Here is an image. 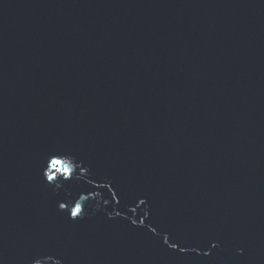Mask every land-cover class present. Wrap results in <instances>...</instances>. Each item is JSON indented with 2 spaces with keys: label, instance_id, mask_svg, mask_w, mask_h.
Returning <instances> with one entry per match:
<instances>
[{
  "label": "water",
  "instance_id": "1",
  "mask_svg": "<svg viewBox=\"0 0 264 264\" xmlns=\"http://www.w3.org/2000/svg\"><path fill=\"white\" fill-rule=\"evenodd\" d=\"M0 264H264V0H0Z\"/></svg>",
  "mask_w": 264,
  "mask_h": 264
},
{
  "label": "snow or ice",
  "instance_id": "2",
  "mask_svg": "<svg viewBox=\"0 0 264 264\" xmlns=\"http://www.w3.org/2000/svg\"><path fill=\"white\" fill-rule=\"evenodd\" d=\"M58 163H60V161L55 160V159L52 160V164H53V165L58 164ZM68 172H69V170H68L67 168H65V172H64V174H65L66 176L68 175ZM52 178H53L52 176H48V179H49V180H51ZM79 212H80V208H79V206H77L76 210L72 212V216H74V217L77 216Z\"/></svg>",
  "mask_w": 264,
  "mask_h": 264
}]
</instances>
